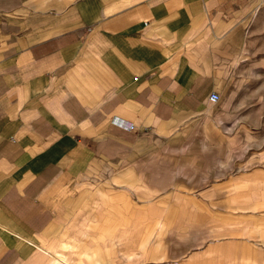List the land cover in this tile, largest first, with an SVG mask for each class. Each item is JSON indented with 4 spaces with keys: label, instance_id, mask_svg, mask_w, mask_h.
I'll use <instances>...</instances> for the list:
<instances>
[{
    "label": "crops",
    "instance_id": "0c3cea01",
    "mask_svg": "<svg viewBox=\"0 0 264 264\" xmlns=\"http://www.w3.org/2000/svg\"><path fill=\"white\" fill-rule=\"evenodd\" d=\"M263 2L0 0V264H264Z\"/></svg>",
    "mask_w": 264,
    "mask_h": 264
},
{
    "label": "rangeland",
    "instance_id": "374dc122",
    "mask_svg": "<svg viewBox=\"0 0 264 264\" xmlns=\"http://www.w3.org/2000/svg\"><path fill=\"white\" fill-rule=\"evenodd\" d=\"M254 11L255 9H253L252 12H250L246 16L249 18V20L246 21L248 23V26L241 27L243 31L242 33H240V35L245 36L246 39L249 41L248 47L246 48L247 49L253 48L254 50V56L248 58V61H250L248 62V65H253L255 69L256 68L261 69V68H264V22L263 23L261 22L262 18L264 21V15L262 17L261 10L258 12V9H257L255 13ZM243 60H245V58H238L237 64H241ZM251 62L253 64H250ZM243 89H245V86L243 87Z\"/></svg>",
    "mask_w": 264,
    "mask_h": 264
},
{
    "label": "built area",
    "instance_id": "2783aa9c",
    "mask_svg": "<svg viewBox=\"0 0 264 264\" xmlns=\"http://www.w3.org/2000/svg\"><path fill=\"white\" fill-rule=\"evenodd\" d=\"M221 99V95L220 93L216 92V91H212L209 95V101L213 104L218 103ZM130 128H134V126H131Z\"/></svg>",
    "mask_w": 264,
    "mask_h": 264
}]
</instances>
